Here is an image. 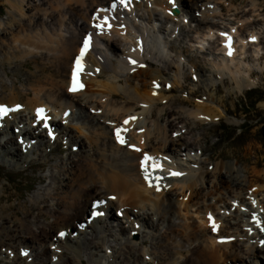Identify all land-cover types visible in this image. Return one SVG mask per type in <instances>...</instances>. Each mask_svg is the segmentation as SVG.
<instances>
[{"label": "bare ground", "instance_id": "1", "mask_svg": "<svg viewBox=\"0 0 264 264\" xmlns=\"http://www.w3.org/2000/svg\"><path fill=\"white\" fill-rule=\"evenodd\" d=\"M4 1L9 6L6 23L0 20V51L5 53L4 58L8 61L19 59L20 65L28 66L25 59L30 57L38 64L41 62V65L25 73V92L19 90L14 80L8 83L0 73V89L9 91L0 94V105L11 107L8 115L0 116L1 148L10 156L17 157L21 166L42 168L44 162H34L29 153L39 150L41 158L45 157L48 148L55 143L53 138L57 139L64 131L66 136L75 137V142L68 144L69 148L73 149L74 144L83 147L87 142L96 147L95 160L90 158V153L83 155L86 151L71 150L67 156L71 168L62 167V174H50L52 179L44 186V190L21 203L20 210L28 217L24 215L23 219L16 212L12 214L11 219L23 226L25 231L22 233L47 240L49 245L35 242L36 253L30 254L31 249L24 245L5 248L3 235L0 243L4 242V247L0 249V255L6 258V264H14L22 256H32L33 264H57L64 248L73 251L70 257L72 264H87L82 251L68 243L71 237L67 235L69 228L66 227L81 221L89 210L93 212L96 200L100 203L99 211H105L106 214L93 219H90L92 212L87 214L84 221L86 227L108 232L107 236H102L109 239L117 235L110 223L111 218L123 217L126 220L122 221L127 225L118 226L127 236L118 237L117 241L124 239L127 253L134 261L142 263L149 260L150 252L137 247V243L132 240L133 235L143 234L141 244H145V237L154 240V235L150 237L144 233V227H156L158 232L162 228H159V220L171 221L167 213L175 204L180 211L185 210L186 215L193 203H199L204 195V184L206 195L211 194L213 202L204 203V210L202 205L196 208L200 223L192 221L177 228L171 223L169 234L155 237V245L159 239H168L171 234L181 235L183 245L184 242L192 245L188 248L179 247L182 245L180 240L171 245H160L165 260L187 254L179 262L173 259L167 264H264V260L260 259L261 252L264 253V231L261 230L264 228V208L255 201L256 191L264 187V174L257 169L258 162L254 161L253 166L243 168L231 163H217L211 169L212 176L221 178L226 174L227 180L211 184L212 181L206 178V172L209 171L199 166L198 153L193 150L196 145L191 143L189 147L182 141V136L185 137V114L204 121L217 120L225 115L226 109L221 107L223 100L216 97V92L220 91L216 79L229 78L232 86L227 87L228 92L235 90L241 93L257 85L259 78L254 76V70L264 73V8L258 0H249L242 6L237 5L236 0H190L191 4L185 5L187 13L183 19L178 16L182 7L178 0H128L126 5L122 3L123 0ZM224 4L228 6V13L232 11L227 13L229 16L225 15ZM105 17L107 25L102 30L96 28L95 25ZM138 18L147 23H137ZM88 33H93L97 40L94 49L86 55L83 70L76 74V80L84 82V86L77 92H71L74 58L83 37ZM3 44L7 49L2 47ZM181 44H187L188 50H178ZM167 48L168 53L165 51ZM146 54L151 58L147 59ZM195 56H201L205 71L198 73L195 68L200 65L190 63L192 75L189 80L197 79L209 89L216 86L215 92H211L208 100H197L192 97L195 93L192 89L183 91L174 100L192 101L193 106L177 107L168 92L183 79L184 63ZM159 64L170 70L175 69L174 81H170V76L158 67ZM13 72L19 76L17 70ZM93 85L101 90L89 91ZM192 85L195 87L196 83ZM119 94L125 100L112 101ZM76 106L82 109H88V106L100 108L94 115L85 112L87 117L92 116L91 120L96 121L91 126L86 125L92 129L91 134L81 125L74 127L79 135H74L72 128L64 130L62 127L74 119ZM37 109L44 110L43 117L46 119H37ZM68 109L72 112L66 116ZM166 112H169L167 117ZM154 113L157 117H153ZM95 126H99V129H95ZM117 128L121 130L123 143L117 139ZM6 134L12 136L3 140L2 136ZM107 141L111 145V153L104 147ZM9 145L15 146L8 150L6 148ZM171 146H175L179 155H183L180 162L172 159ZM202 150L206 151L204 148ZM144 152L153 156V160L146 164L150 182L143 179L145 169L140 168ZM153 161L159 165L158 168L153 169ZM18 163L16 161L14 164ZM244 170L251 173L253 178L242 177L240 172ZM46 177L40 175L39 180L44 182ZM3 188L0 185V191ZM95 189L102 190L105 195L92 201L91 191ZM176 193L182 195L181 198L175 197ZM172 195L174 202L171 200ZM108 199L115 200L114 208L119 214L112 215L109 206L105 205ZM51 200L54 201L53 205ZM40 202H47L48 206L41 208ZM8 208L0 205L3 226L0 234H15L4 224L8 216L1 214ZM34 209H37L33 215L37 221L33 223H41L40 233L31 226L33 223L27 222ZM209 214L217 226L215 231L210 225ZM49 215L54 217L51 223L40 221V217ZM101 220L104 223L100 224ZM140 221L142 225L138 223ZM84 223L78 224V229L72 232L73 235L75 233L72 238L77 240L75 245L81 248L85 245L84 248L88 249L94 244L91 242L88 245L89 233H83L82 240L77 235V232L84 231L81 229ZM209 226L212 231H208ZM63 230L67 231L64 238L58 235ZM10 234H6L8 239H12ZM65 238L68 239L66 245L62 244ZM118 243L122 242L112 245L111 253L102 246L109 261L120 259L121 255L117 257L114 250ZM95 246L96 243L92 248ZM23 250H26L24 255ZM48 251L49 254L46 253Z\"/></svg>", "mask_w": 264, "mask_h": 264}, {"label": "rangeland", "instance_id": "2", "mask_svg": "<svg viewBox=\"0 0 264 264\" xmlns=\"http://www.w3.org/2000/svg\"><path fill=\"white\" fill-rule=\"evenodd\" d=\"M178 2L182 3V7H180V12L178 13V16L180 19L184 18V15L187 13V7L185 6L190 5V0H178ZM249 2V0H236L237 5H245ZM258 2L262 5L264 8V0H258ZM224 12L226 16H229L228 14L232 13L230 11L228 13V6L227 4H224L223 6ZM9 6L6 4L4 0H0V20L3 21V24L6 23L7 19V12H8ZM141 12V11H140ZM264 12V11H263ZM228 13V14H227ZM233 17V16H231ZM146 20H143L141 18L137 19V23L144 24ZM147 23V22H146ZM188 23V19H187ZM125 47H128V44H123ZM5 46L4 44L2 47ZM5 49L6 46L4 47ZM180 49L178 50H188L187 44H181ZM166 53L169 52V49L167 48ZM0 73L3 76V78L8 82L12 83L13 80L15 81L17 87L20 91H27V83L25 79V73H29L32 70L36 69V65H41V62L38 64V62H35L30 57L26 58L25 60L28 62V66L26 65H20L19 59H12L10 61L6 60L5 53L3 51H0ZM147 59L151 58L148 54H146ZM5 59V60H4ZM195 59V62L193 61ZM201 56H195L188 58V63L185 62L182 68L183 71V79L178 85H175L172 90L169 93V98L171 100H174L178 95L182 94L183 91H189L193 90L195 93L192 95L195 99H205L208 100L211 97V92H215V87L207 88L201 81H197V79L192 78V80H189V76L192 75V70L190 69V63L200 65L198 68H195L197 72H204L205 67L200 61ZM30 64V65H29ZM18 65V66H17ZM20 66V67H19ZM158 67L162 68L164 73L166 75L170 76V81H174V75H175V69L172 68L171 70L169 67H164L163 64H159ZM17 70L19 72V76L14 75L13 71ZM50 70V69H49ZM49 70L47 72H49ZM55 72V69L53 70ZM194 75V74H193ZM254 76L259 78L258 83L256 86L252 88L245 89L243 92H237L235 90H232L231 92H228L229 86H232V82L229 80V78H225L224 80H218L216 79L217 85L220 88V91L216 92V97L223 100L221 102L222 109H226V112H224V116H220L221 118L217 120L212 121H204L202 118L198 119L193 116L185 114L183 116L184 124H185V137L182 136V141H185L188 146L190 147L191 143L193 145H196L193 147L194 152H197V158L199 162V166L202 170H208L209 173L206 172V178L208 177V180L212 181V183L217 182H224L227 180V176L224 173L225 170H223V174L225 176L219 177L212 176L211 169L218 163L221 165V163L228 164H234L236 167L243 168L245 166H253L254 161L258 162V167L261 174H264V136L262 134V124L264 122V73H260L258 70H254ZM191 78V77H190ZM192 82V83H191ZM196 83V86L194 87L192 84ZM95 90H101V88H97L96 86H91V90L89 91H95ZM211 90V91H210ZM9 91L4 92L0 89V94H7ZM178 98V97H177ZM105 100L107 98H104ZM104 99H101L104 101ZM111 99V98H110ZM125 100V97L119 94L118 97H115L112 99L114 102H123ZM173 104L178 106H186L191 107L193 106V102L190 101H182L180 99L174 100ZM175 108V107H174ZM76 114L74 116V119L72 121H69L66 125L62 126L64 130L66 128H72L73 134L79 135L78 130H76L74 127L75 125H81L84 126L85 131L87 133H92V129L88 128L86 125H92L95 124L96 121H92L91 117H87L85 115V112H89L90 115L97 114L100 110L96 106V108H90L88 106V109H82L81 106H76L75 108ZM141 109L138 110V112ZM97 111V112H96ZM27 113V112H25ZM166 117L169 115V112L165 113ZM153 117H157V115L154 113ZM59 118V116H58ZM163 119V118H162ZM97 120V119H96ZM190 120V121H189ZM168 123V121H165ZM62 128V129H63ZM95 129H99V126H95ZM98 131V130H97ZM66 132L59 134L58 138H53L55 143L51 147L48 148L45 157L41 158V152L39 150L31 151L30 157L34 162H44V166L42 168H31L26 166H21L20 160H18L17 157H12L8 153H6L3 148L0 146V185H3L4 188L0 191V196H2V199L0 200V205H6L9 206L8 209L1 211V214L8 216L9 222L6 220L4 221L6 226H9L15 234L10 233H1L0 237L1 240H3V235L5 238V248L6 247H12L15 248L18 245H24L28 247L27 249H31L29 253L35 254V248H37V245L35 244H41V245H49L47 240L43 241L40 237L33 238L29 236L26 232L22 233L23 226H19L17 224L16 220L11 219L12 214L14 212L18 213V216L24 219V215L26 214L22 213L20 210L21 203H23L25 200L29 198V196L33 195L34 193L42 192L44 190V186L47 185L50 180L52 179L50 174L53 173H61L62 174V167L71 168L69 165V159H67L68 154L71 152V150H77L82 152L86 151L83 155L89 154L91 156L90 158L95 160L96 156L94 155L96 147L94 145H91L89 142L87 144L83 145V147H79V144H74L73 149L69 148V143L75 142L74 136H66ZM12 134H6L2 137H4L3 140L11 137ZM44 136H46L44 134ZM64 137L65 139H63ZM84 137V136H82ZM1 140V141H3ZM11 140V139H9ZM60 142V143H59ZM100 142V141H99ZM38 141L35 142L37 144ZM15 145H9L6 149L11 150L14 148ZM96 146V145H95ZM105 148L108 149V153L112 152L111 145L107 141L104 145ZM175 146L170 147V152L172 153V159L180 162V158L183 157V155H179L177 149H175ZM205 149L206 151H203L202 149ZM107 151V150H106ZM182 151L181 153H183ZM80 157V156H77ZM73 157V158H77ZM71 160V158H70ZM18 164H14V163ZM67 162V163H65ZM10 163V165H9ZM102 165H105V163H102ZM72 166V165H71ZM171 169V168H170ZM40 175H45L46 180L44 182H41L39 180ZM240 175L242 177L247 176V178L252 179L253 175L251 173H247L246 170L241 171ZM244 175V176H243ZM64 175H62L63 178ZM209 181V182H210ZM205 184L203 186V196L199 199V203H193V206L190 208L189 212L185 215L186 211L182 209L180 211V208L175 204V206H171V210L167 213V215L170 217L171 221L168 219L159 220L160 228L157 232V228H148L144 227V233H147L150 237L154 235V240L146 239L145 237V244H141L140 241L143 238V234L137 233L133 235L134 242L137 243V247H140L142 249L148 250L150 252L149 254V260H146L142 263H139L137 261H134V258L131 257L129 253H127V250L125 249L126 244H123L124 239L121 241H117V238H123L124 236H127V234L122 233L119 230L118 225L125 224L123 221V217L118 216L119 219L111 218L110 223L113 224L114 229L117 231V235L114 237H109V239L106 237V239L103 238L102 235H106L108 232H101L100 230L92 229L91 227L87 226L84 223L86 221V218L88 217L87 214H90L92 211L89 210L88 213H85V217H82V220L79 222H73L69 227H66L69 231V235L71 238L69 239V242L72 246L75 248H78L82 251L84 261L87 264H126V263H138V264H167L168 262H172L173 259H177V261L183 259L187 254L184 253L181 256L176 255L174 258L171 257V259L165 260L163 255L161 254L162 244H173L178 243L181 241V235H174L171 234V237L164 238L163 240L156 242L158 243L155 245V237H157L159 234H169L168 227L172 225L174 228L182 227V224H189L192 223V221H195L197 224L200 223L201 218H199V215L197 216L196 208L198 206H203L204 203L213 202L211 201L210 196L211 194L206 195ZM51 190H53L52 187H50ZM202 189V188H201ZM261 189V190H260ZM256 191L255 195V201L257 202V205L262 206L264 208V187L260 188ZM222 190V189H220ZM93 195V199H96L97 197H101L102 195H105V193L100 189H95L91 191ZM175 197L181 198L182 195H178L177 193L174 194ZM174 195L171 196L172 202L175 201ZM205 199V200H204ZM105 204L115 214H119L118 211L114 208L116 206L115 200H110ZM50 203L53 205L54 201H50ZM166 203V202H165ZM110 204V205H109ZM171 205V204H170ZM47 205V202H40L39 207L45 208ZM163 206L161 207L162 211ZM107 209V210H108ZM204 210V209H203ZM111 211L108 210V212ZM37 209H34L33 212L29 215V220L27 222L33 223L36 222V218L33 217L34 214H36ZM202 214V213H200ZM84 215V214H83ZM161 215V214H160ZM28 217V216H27ZM53 216L49 215L46 218L40 217V221L42 223H48L52 222ZM123 220V221H122ZM84 223V226L81 227L84 231L77 232V235H80L81 237L79 240H82L83 233L86 232L89 233L88 235V245L91 242L96 243L95 248H92L94 244L90 245V247L84 248L85 245H82V248L78 245H75L74 238H72L74 235L72 234L73 231H76L78 229V224ZM104 223L102 220L100 221V224ZM143 224L142 221L138 222ZM39 224L31 225L35 229H37L38 233L41 232L42 227ZM99 224V223H98ZM127 225V223L125 224ZM1 220H0V230L2 229ZM84 228H87L85 230ZM89 228V229H88ZM40 229V230H39ZM213 230V229H212ZM211 227H208V231H212ZM25 231V230H24ZM56 231V230H55ZM54 231V233H55ZM6 234H10L12 236V239H8L6 237ZM25 234L26 236H23ZM131 235V236H132ZM157 235V236H156ZM130 236V237H131ZM116 237V238H115ZM0 240V241H1ZM63 240V239H62ZM65 240V241H64ZM62 242V244L66 245L67 238H65ZM180 240V241H179ZM19 242V243H18ZM26 242V243H25ZM116 242H122L118 243L116 245V254L117 257L119 255L120 259L116 258V261H109L106 259V255L104 251H102V246L104 249L108 250V253H111V249L113 250L112 245H114ZM195 242V241H194ZM182 244L179 247L182 248H188L192 247V245L188 242H184L185 245H183L182 241L180 242ZM161 245V246H160ZM4 247V242L0 243V249ZM54 247V246H51ZM80 247V248H79ZM96 247L98 249H96ZM43 250V249H42ZM159 250V251H158ZM44 251V250H43ZM26 253V250L22 251V254L24 255ZM46 253H50L49 251ZM124 253V254H123ZM262 261L264 260V253L261 252ZM73 256V251L69 248L62 249L61 252V258L57 259V264H72L71 258ZM33 257H27L22 256V259L16 260L14 264H33L32 262ZM6 258H2L0 255V264H6ZM134 261V262H133ZM178 261V262H179ZM79 264V262H78Z\"/></svg>", "mask_w": 264, "mask_h": 264}, {"label": "snow or ice", "instance_id": "3", "mask_svg": "<svg viewBox=\"0 0 264 264\" xmlns=\"http://www.w3.org/2000/svg\"><path fill=\"white\" fill-rule=\"evenodd\" d=\"M107 23H108V21H107V18L105 17L100 23L96 24L95 27L102 30L103 27L105 25H107ZM108 26L110 27V25H108ZM253 39H254V37H253ZM229 43H230V38H229ZM88 46H89V39L88 38H85V40H84V46L81 48V54L76 59V68L73 70V86H72V88H70V91H74L78 87H81L82 86V85H79L77 83L76 74H77V72L79 70L82 69V65L80 63V60H81V57L84 55L85 51L87 50ZM226 46H228V45H226ZM230 52H231V50L229 49V54H230ZM132 63H135V61H132ZM7 112H8V109L4 105H0V116H6L7 115ZM43 112H44L43 109H37L36 110L37 119H41V118L46 119L45 117H43ZM132 119H134V118H132ZM125 123H127V121H125ZM45 127H47V124H45ZM115 131H116V135H117L118 141H120L121 143H123V140L120 137V131L121 130L119 128H117ZM49 134L51 135V133H49ZM150 160H152V158L149 157V156H147V155H145L144 158H143V160L141 161V167L142 168H145V179L146 180L149 178V173H148L147 168H146V162H148ZM152 167H153V169H155V168H158L159 165L153 161ZM172 175H178V173H172ZM94 207H95V205H94ZM101 214L102 213H98V212H95V211L92 213L93 216H97V215H101ZM208 219H209V222H210V225H211L213 231H215L217 226L214 223L211 214H209ZM253 219L254 220L256 219L255 216L253 217ZM257 223L259 224V221H257ZM261 230L264 231V228H262ZM58 235L64 236V233L63 232H60ZM262 243H264V242H262Z\"/></svg>", "mask_w": 264, "mask_h": 264}, {"label": "trees", "instance_id": "4", "mask_svg": "<svg viewBox=\"0 0 264 264\" xmlns=\"http://www.w3.org/2000/svg\"><path fill=\"white\" fill-rule=\"evenodd\" d=\"M262 134H263V136H264V122H263V124H262Z\"/></svg>", "mask_w": 264, "mask_h": 264}, {"label": "water", "instance_id": "5", "mask_svg": "<svg viewBox=\"0 0 264 264\" xmlns=\"http://www.w3.org/2000/svg\"><path fill=\"white\" fill-rule=\"evenodd\" d=\"M175 11H176V12H178V10H177V9H176Z\"/></svg>", "mask_w": 264, "mask_h": 264}]
</instances>
